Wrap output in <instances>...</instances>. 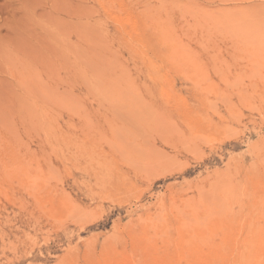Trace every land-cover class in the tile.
I'll return each instance as SVG.
<instances>
[{"label":"rangeland","instance_id":"374dc122","mask_svg":"<svg viewBox=\"0 0 264 264\" xmlns=\"http://www.w3.org/2000/svg\"><path fill=\"white\" fill-rule=\"evenodd\" d=\"M0 264H264V0H0Z\"/></svg>","mask_w":264,"mask_h":264},{"label":"bare ground","instance_id":"6f19581e","mask_svg":"<svg viewBox=\"0 0 264 264\" xmlns=\"http://www.w3.org/2000/svg\"><path fill=\"white\" fill-rule=\"evenodd\" d=\"M101 86V85H100ZM106 86V85H105ZM39 89V88H38ZM45 90V89H44ZM44 94V93H43ZM46 94V93H45ZM53 97V96H52ZM62 97V96H61ZM61 100V99H60ZM45 102H46V100H45ZM50 102V101H49ZM60 102V101H59ZM51 104V103H50ZM61 104V103H60ZM52 105V104H51ZM42 114V113H41ZM43 115V114H42ZM197 226V225H196ZM198 226H199V223H198ZM259 260L261 261V258H259ZM259 261V262H260Z\"/></svg>","mask_w":264,"mask_h":264}]
</instances>
